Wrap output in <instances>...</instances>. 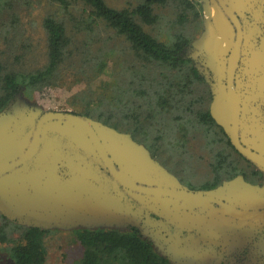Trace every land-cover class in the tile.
I'll list each match as a JSON object with an SVG mask.
<instances>
[{"label":"water","instance_id":"95a60500","mask_svg":"<svg viewBox=\"0 0 264 264\" xmlns=\"http://www.w3.org/2000/svg\"><path fill=\"white\" fill-rule=\"evenodd\" d=\"M189 56L208 83L209 112L234 150L264 176V0H204ZM0 112V214L27 227H133L171 264L254 245L264 254V182L238 175L183 185L129 134L71 112ZM27 105V104H26Z\"/></svg>","mask_w":264,"mask_h":264},{"label":"trees","instance_id":"16d2710c","mask_svg":"<svg viewBox=\"0 0 264 264\" xmlns=\"http://www.w3.org/2000/svg\"><path fill=\"white\" fill-rule=\"evenodd\" d=\"M47 1L50 9L42 20L45 62L29 71L15 63L20 55L11 62L8 58L0 60V112L16 96L32 98L33 93L61 80L59 70L66 63L87 78L86 75L105 73L112 61L111 84L105 83V92L98 100L84 102L86 110L78 115L129 134L152 158L160 151L175 157L200 131L211 132L209 149L220 143L212 168L215 178L197 190L215 188L238 175L254 184L264 180L262 173L234 150L210 115L209 85L188 53L190 44L203 30L199 0H143L126 8H113L106 0ZM12 2L0 0V14L6 7L11 9ZM170 4L174 19L168 22V29L156 35L147 30L162 20L156 8ZM67 21L75 22L72 29ZM101 30L121 38V48L108 47L112 38L102 36ZM80 31H84L81 38ZM230 150L252 168L250 175L231 160ZM0 218V242L14 241L12 227L21 231V242L5 247L13 264H45L50 231L19 226L1 214ZM73 233L82 251L76 264H171L133 227L125 231L81 227Z\"/></svg>","mask_w":264,"mask_h":264},{"label":"rangeland","instance_id":"374dc122","mask_svg":"<svg viewBox=\"0 0 264 264\" xmlns=\"http://www.w3.org/2000/svg\"><path fill=\"white\" fill-rule=\"evenodd\" d=\"M142 1L106 0V3L113 8H126L134 7ZM199 4L204 30L206 18L204 0H199ZM11 6V9L7 10L6 7L0 14V60L8 58L11 62L14 56L20 55V58H17L15 63H20L21 68L25 70L33 71L41 67L45 62L46 36L42 27V20L45 18L50 6L47 0H13ZM173 10L171 4L156 8V12L162 16V20L154 28H147V30L153 31L156 35L161 29L163 31L164 29H168V22L174 19ZM12 20L14 21L11 22ZM72 24L75 25V22L69 23L67 21L69 29L73 28ZM83 32L80 31L78 33V35L80 34V38ZM85 34H88L87 30ZM101 35L104 37L109 35L112 38L108 42V47L114 49L121 48V38H116L111 31L109 33L103 31ZM111 65L114 66L112 61H110L105 73L86 75L87 78H85V75L78 73L75 67L73 68L66 63L59 70L58 78H62L61 80L43 88L40 92L33 93L32 98H27L26 96H23V98L20 94L19 99L27 104L25 106H35L43 111L71 112L75 114L84 112L86 110L84 102H88L89 100L90 102H95L105 92V83L111 84ZM210 135L211 132L205 134L200 131L197 136L185 144L184 148L180 149V154L178 152L177 156L174 157L160 151L154 159L172 175L177 177L183 185L194 188L192 190H197L199 189L198 187L213 182L215 178L212 168L216 163V159L214 158L215 151L217 147H220V143H217L210 150L207 144ZM229 153L231 160L236 161L239 166L244 168L245 173L250 175L249 172L252 168L247 167L237 155L232 154L231 150ZM263 182L264 180L262 179L255 183L262 184ZM0 225H3L1 218ZM17 225L27 227L20 224ZM11 229V236L14 241L7 244L0 242V264H13L5 247L21 242L20 229H14L13 227ZM128 229L130 227H120L122 231ZM46 230H49L50 233L47 235L45 243L47 249L45 264H76L81 258L82 251L80 245L75 241L74 229L53 226Z\"/></svg>","mask_w":264,"mask_h":264},{"label":"flooded vegetation","instance_id":"af4514ba","mask_svg":"<svg viewBox=\"0 0 264 264\" xmlns=\"http://www.w3.org/2000/svg\"><path fill=\"white\" fill-rule=\"evenodd\" d=\"M260 241H264V230L255 240V242ZM206 264H264V254L254 245H249L243 249L214 258Z\"/></svg>","mask_w":264,"mask_h":264}]
</instances>
